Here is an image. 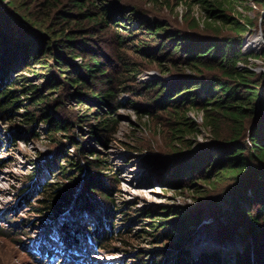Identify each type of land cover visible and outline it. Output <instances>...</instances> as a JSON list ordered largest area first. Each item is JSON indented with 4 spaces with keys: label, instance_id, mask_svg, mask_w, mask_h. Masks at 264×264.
Wrapping results in <instances>:
<instances>
[{
    "label": "trees",
    "instance_id": "obj_1",
    "mask_svg": "<svg viewBox=\"0 0 264 264\" xmlns=\"http://www.w3.org/2000/svg\"><path fill=\"white\" fill-rule=\"evenodd\" d=\"M192 1L205 9L204 31L199 29L194 16L189 28H174L157 14L144 15L138 5L119 0H0V111L23 106L26 121L45 122L49 139L60 131L72 134L74 127L87 122L89 117L85 116L86 110L69 108L63 112L61 107L66 99L71 96L78 102L107 104L117 100V91L126 88L141 69L127 53L128 37L134 38L138 41L132 44L135 50L148 55L161 72L171 73L169 77L143 81L146 89L141 91L149 102V111H167L164 123L168 138L188 147V152L181 153L177 144L172 145L170 150L179 155L170 163L172 177L181 182L199 176L208 185V203L203 201L190 211L169 207V211L174 209L179 215L170 228L189 235L193 225L202 219L205 204L215 209L219 207L218 198L226 199L229 208L222 209L225 219L221 221L216 216L217 234L221 240H227L239 232L245 241L231 264H249L251 251L254 254L257 249V239H261L260 246L264 245V41L258 51H244L242 40L256 26L264 39V0H253L256 16L244 14V19L231 13L225 0ZM134 18L137 24H133ZM251 56L261 58L260 68L248 64ZM21 65L40 75L43 82L23 83L20 76L13 77L12 71ZM16 91L29 92L30 95H24V102H28L24 104ZM191 108L201 110L200 122L188 115ZM114 119L105 111L99 122L89 123L90 130L104 137ZM198 123L209 130L211 139L208 147L196 152L185 134L196 132ZM68 136L78 144L74 134ZM89 161L98 165L103 159L95 156ZM26 175L29 188L19 195L24 204L29 202L33 190L45 185L35 172ZM95 177H90L86 189H96L94 185L102 183L98 182L99 175ZM48 184L37 202H30L29 206L49 222H55L66 206L65 215L61 213V226L69 231L72 240H78V225L87 213L94 216L97 198L77 192L68 200L65 190ZM105 206L94 216L85 236L99 247L106 246L103 250L113 252L119 247L107 246L116 209L113 203ZM7 209L18 213V206L12 203ZM23 224L13 225L21 230ZM176 235L167 240L169 245H177V252L171 256L176 264H209L211 260L218 264L220 257L213 251H203L193 261L188 248L180 244L183 237ZM27 239H22L24 244ZM155 254L151 264L169 259L165 248ZM49 255L48 250L46 256ZM58 261L62 263L61 259Z\"/></svg>",
    "mask_w": 264,
    "mask_h": 264
},
{
    "label": "rangeland",
    "instance_id": "obj_2",
    "mask_svg": "<svg viewBox=\"0 0 264 264\" xmlns=\"http://www.w3.org/2000/svg\"><path fill=\"white\" fill-rule=\"evenodd\" d=\"M225 2L231 6L229 8L231 13L241 16L242 19L245 18L244 14L256 16L253 0ZM119 3H134L143 9L144 15L157 14L168 21L167 26L174 28H189V22L194 16L198 19L199 29L204 31L205 9L192 0H119ZM126 12L131 14L128 13L130 10ZM137 21L134 18L132 22L137 24ZM259 30L260 27L256 26L246 32L242 40L244 51L259 50L263 44V40L257 36ZM247 41H251L252 45L247 46ZM127 42L130 46L127 49L128 55L141 66V69L136 72L134 80L128 81L129 85L126 88L117 91V100L112 101V104L103 101L78 102L70 96L61 107L63 112L69 108L87 112L85 116L89 117L88 121L85 123L79 121L81 123L74 127L72 132L78 144L70 140L68 134H72L67 131H60L49 139L45 132V122L26 121L23 106L12 107L8 112L0 111V156L3 159L0 162V264H46L47 258V264H59L60 259L61 264L74 262L90 264L91 257L101 260L105 254L119 255L121 258H107L106 260L109 259L110 262L106 260L96 262L151 264L154 254L157 256L162 248L166 249L169 259L160 264H176L171 256L177 252V245H169L167 242L169 238L171 240V237H176V234L180 238L183 237L180 244L188 248L193 261L200 255L199 253L213 251L220 257L218 264H231L235 260L236 250H242L241 246L245 239L240 237L239 232L227 240H221L217 234L218 220L225 219L222 209L229 208L226 199L218 198L219 207L216 206L215 209L205 204L202 219L193 225L189 235L187 232L177 233L178 230L173 229L174 227L170 228L171 223L179 215L175 214L174 209L169 211V207L175 206L176 209L190 211L194 205L199 206L203 201L208 203L206 194L208 185L198 175L181 182H177V177H172L170 163L179 155L170 149L177 144L179 152L185 153L189 151L188 147L168 138L169 131L164 123L168 119L167 111H149V102L141 91L146 89L143 81L159 76L169 77L171 73L161 72L156 62L149 60L148 55L135 50L132 44L138 41H134V38L128 37ZM261 63V58L256 56H251L248 62L254 68H260ZM12 76H20L23 83L33 81L40 85L43 82L40 75L23 65L17 66L16 70L12 71ZM16 92L24 104L28 102H24V95H30L29 92ZM105 111L112 114L115 119L113 127L101 137L90 130L89 123L99 122ZM187 113L197 122L202 119V112L199 109L191 108ZM161 120L162 124L159 123ZM196 126H198L196 132H188L185 137L191 141L192 150L197 152L208 147L211 135L206 127L199 123ZM95 156L102 158L103 162L98 161V165L92 164L93 162L89 160ZM31 172L38 174L45 185H40L39 190H33L29 202L24 204L25 200H20L24 198H20L19 195L29 188L26 174ZM98 175L101 177L98 182L102 183H96L98 184L94 185L96 189H86L90 177L94 176L95 179ZM48 183L50 185L52 183L60 191L65 190L68 200L79 192L89 193L97 198L95 217L101 212L102 207H106L105 204L112 206L113 203L116 210L112 216L111 239L107 248L117 246L119 250L113 252L103 250L106 246L94 245L83 230H80L79 235L80 246L71 242L66 236V230H62L61 226V213L62 216L65 215L66 206H63L58 216L56 215L55 222L38 216L37 211L29 205L30 202H37V198L47 188ZM11 203L18 206L17 214L15 209L5 211ZM70 203H73V200ZM94 216L87 213V218L82 219L79 226L85 229L87 223L86 228L91 227ZM15 223L19 225L25 223L24 229H16L13 225ZM25 236L28 237L27 244L22 240ZM256 243L257 249L254 250V254L251 251L249 264H254L255 261L256 264H264V245L260 246V238ZM48 250L49 257L46 256ZM90 251L92 254L83 258V254ZM101 251L103 253H100ZM210 262L209 264H214V261ZM194 264L202 262L197 261Z\"/></svg>",
    "mask_w": 264,
    "mask_h": 264
},
{
    "label": "bare ground",
    "instance_id": "obj_3",
    "mask_svg": "<svg viewBox=\"0 0 264 264\" xmlns=\"http://www.w3.org/2000/svg\"><path fill=\"white\" fill-rule=\"evenodd\" d=\"M249 45H252V42L251 41H247V46H249ZM93 219V218H92ZM91 220V219H90ZM88 221V220H87ZM80 222H82V221H80ZM79 226V225H78ZM86 226H87V223L85 224V229H82V227H81V225L79 226V230H83L84 231V233L86 232ZM62 230H65L64 228H62ZM66 232H67V237L71 240V242H73L74 244H77V246H80V237L78 238V240H76V241H74V240H72L71 239V237L69 236V231L68 230H66ZM79 235H80V233H79ZM79 244V245H78ZM95 245V244H94ZM86 249H88V247H86ZM100 253H103L102 251L100 252ZM92 254V251H90V252H86V254L84 253L83 254V258L86 256V258H87V256L88 255H91ZM105 254V253H104ZM104 257H103V259H101V260H99V259H93L92 257L90 258L91 259V261H90V264H95V263H97V264H99V262H96L97 260H99V261H101V262H104L107 258H112V259H116V258H121V256H119V255H115V256H113V255H111V254H105V255H103ZM83 258H81L82 260H83ZM40 260H43L42 258H40ZM84 261V260H83ZM106 261H109L110 262V260L108 259V260H106ZM233 262V261H232ZM74 264H76L75 262H74ZM81 264V263H80Z\"/></svg>",
    "mask_w": 264,
    "mask_h": 264
},
{
    "label": "water",
    "instance_id": "obj_4",
    "mask_svg": "<svg viewBox=\"0 0 264 264\" xmlns=\"http://www.w3.org/2000/svg\"><path fill=\"white\" fill-rule=\"evenodd\" d=\"M258 38L259 39H261V40H263L264 41V39H263V36H262V32H261V30H259V32H258Z\"/></svg>",
    "mask_w": 264,
    "mask_h": 264
}]
</instances>
